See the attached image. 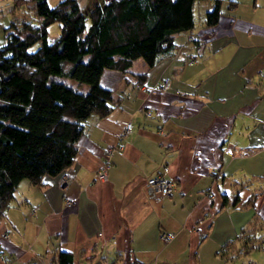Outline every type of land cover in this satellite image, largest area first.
I'll return each mask as SVG.
<instances>
[{
  "label": "crops",
  "instance_id": "obj_1",
  "mask_svg": "<svg viewBox=\"0 0 264 264\" xmlns=\"http://www.w3.org/2000/svg\"><path fill=\"white\" fill-rule=\"evenodd\" d=\"M102 1L79 0L84 13ZM228 2L214 25L206 2L199 28L193 8V28L175 33L152 66L137 58L128 72L103 71L114 107L85 122L68 186L60 174L19 181L0 219V264L46 261L59 249L75 264H208L262 210L264 0ZM108 147L107 177L97 178ZM163 166L177 186L170 195L146 183Z\"/></svg>",
  "mask_w": 264,
  "mask_h": 264
},
{
  "label": "trees",
  "instance_id": "obj_2",
  "mask_svg": "<svg viewBox=\"0 0 264 264\" xmlns=\"http://www.w3.org/2000/svg\"><path fill=\"white\" fill-rule=\"evenodd\" d=\"M196 1L103 0L88 12L89 28L79 0L11 1L13 10H21L4 27L16 59L0 55V219L21 179L42 185L45 175L64 172L77 154L87 119L114 107L112 89L100 82L103 71L128 72L137 58L152 66L174 48L175 33L193 28ZM220 3L213 0L206 10V25L218 21ZM54 21L60 33L50 40ZM35 42L40 46L30 58L27 49ZM27 264L75 262L71 251L59 249L46 261Z\"/></svg>",
  "mask_w": 264,
  "mask_h": 264
},
{
  "label": "rangeland",
  "instance_id": "obj_3",
  "mask_svg": "<svg viewBox=\"0 0 264 264\" xmlns=\"http://www.w3.org/2000/svg\"><path fill=\"white\" fill-rule=\"evenodd\" d=\"M213 0H197L194 5L195 12V27L199 28L202 23L203 14L201 12L205 11L206 2H211ZM225 0H223L224 2ZM11 2L0 4V55L8 59H16L12 47L7 44V39L5 37L4 27L7 26L14 16L20 14L21 8H15L14 10L10 7ZM54 5V4H53ZM226 6V4H223ZM212 7V6H211ZM210 7V8H211ZM201 14V15H200ZM31 17H34L30 14ZM202 16V17H201ZM85 20L87 28L91 24V17L88 12H85ZM34 22H37L36 18H31ZM60 33V24L58 21H54L49 25V39L53 40ZM39 42L33 43L27 49V56L32 57L35 51L39 48ZM69 80L77 84L74 79ZM258 193L256 195L255 203L258 202V206L263 203L262 210L257 211L258 213L252 214L251 218L245 225V230L243 229L240 234L233 236L229 242L226 244V248L219 252V259H214L209 261L208 264H264V183L258 181ZM254 207V206H253ZM252 207V208H253ZM254 209V208H253Z\"/></svg>",
  "mask_w": 264,
  "mask_h": 264
},
{
  "label": "built area",
  "instance_id": "obj_4",
  "mask_svg": "<svg viewBox=\"0 0 264 264\" xmlns=\"http://www.w3.org/2000/svg\"><path fill=\"white\" fill-rule=\"evenodd\" d=\"M189 37H192V35H189ZM189 62H193V59H189ZM169 84V80L167 78L163 79L158 85L160 87L167 86ZM132 129V122L128 121L125 124L123 133H126ZM112 154V148L108 147L105 149V161L103 162L102 166L96 171V177L105 179L107 177V171L110 164V156ZM167 166H163L161 170L156 172L153 175H150L146 179L147 185L154 191L159 192L161 194L170 195L172 194L177 186L175 181L167 176ZM75 178V175L72 172L64 171L59 176V183L61 186H68ZM76 198H65V204L71 205ZM4 237H7V233L3 234ZM173 236V232L171 231H161L160 237L163 241L167 242L169 241Z\"/></svg>",
  "mask_w": 264,
  "mask_h": 264
}]
</instances>
